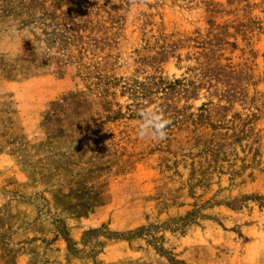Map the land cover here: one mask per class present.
<instances>
[{
	"label": "rangeland",
	"instance_id": "374dc122",
	"mask_svg": "<svg viewBox=\"0 0 264 264\" xmlns=\"http://www.w3.org/2000/svg\"><path fill=\"white\" fill-rule=\"evenodd\" d=\"M0 264H264V0H0Z\"/></svg>",
	"mask_w": 264,
	"mask_h": 264
},
{
	"label": "clouds",
	"instance_id": "9594fccd",
	"mask_svg": "<svg viewBox=\"0 0 264 264\" xmlns=\"http://www.w3.org/2000/svg\"><path fill=\"white\" fill-rule=\"evenodd\" d=\"M170 120L156 113H147L140 125V135L144 138L163 139L166 136V127Z\"/></svg>",
	"mask_w": 264,
	"mask_h": 264
}]
</instances>
